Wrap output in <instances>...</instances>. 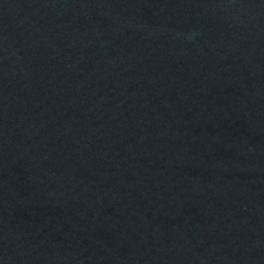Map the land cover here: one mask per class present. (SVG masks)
Masks as SVG:
<instances>
[{
    "label": "water",
    "instance_id": "obj_1",
    "mask_svg": "<svg viewBox=\"0 0 264 264\" xmlns=\"http://www.w3.org/2000/svg\"><path fill=\"white\" fill-rule=\"evenodd\" d=\"M0 264H264V0H0Z\"/></svg>",
    "mask_w": 264,
    "mask_h": 264
}]
</instances>
